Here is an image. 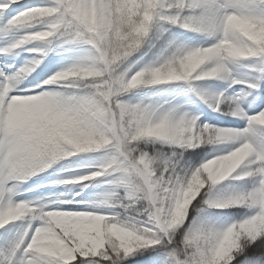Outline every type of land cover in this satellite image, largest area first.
Segmentation results:
<instances>
[{
	"label": "snow or ice",
	"instance_id": "snow-or-ice-1",
	"mask_svg": "<svg viewBox=\"0 0 264 264\" xmlns=\"http://www.w3.org/2000/svg\"><path fill=\"white\" fill-rule=\"evenodd\" d=\"M18 2L19 0H0V20L3 19L2 14ZM37 11L50 14L44 15L39 23H30V17ZM229 12H236L254 23H259L264 21V0H135L134 4H131L130 0H49L46 4L26 8L3 21L5 30L9 28L22 29L26 25L35 30L22 31L15 40L0 47V53L16 54L17 50L22 49L28 43L37 41L44 42L45 46L29 49L37 55L21 65L15 72H5L0 68V85L13 81L17 74L25 68H32L35 71L43 62L48 51L52 50L48 45H51L54 40L63 38L64 44L82 43L88 47L72 63L55 71L48 79L42 80L41 84H35L32 91L18 87L11 93L18 97L36 98L37 102L32 105L25 118L17 126V141L15 143H0V211L6 210L8 207L20 206L25 212L21 218L0 226V229H6L7 232L3 245H0V264H34V262H38V264H71L73 261H78V264H120L129 255H134L147 248L157 251L164 250L166 252L164 264H194V262L195 264H213L212 252L205 248L196 253L193 250L192 242L202 236L217 237L220 232L226 230L231 224L238 223L240 219L222 226L213 222H197L196 220L187 224L190 207L196 201L195 206L198 212L208 208H217L214 205L221 195L237 193L248 187L232 186L228 191L217 189L216 186L226 178L250 181V185L255 187L259 184L261 175H264V123L257 119L258 114L264 113V107H260L264 105V96L257 104L260 111L249 113L241 106L239 96H228L224 92L216 93L197 83L205 78H220L231 80L232 83H245L251 90L259 87L258 81L261 77L252 80H237L232 76L230 65L242 58H260L261 64L258 71L264 72V44L253 40L250 43L249 54L232 56L227 60L226 54L223 53V49L219 45L221 39H226L229 36V29L225 23ZM145 13H147V18H145ZM132 16H139L140 19L138 21L130 19ZM94 21L102 22L104 26L98 28ZM164 24L178 25L185 30L202 34L205 36V43L193 46L176 39H169L155 60L132 72L133 65L125 66L126 62L148 43L154 29L159 27L162 36L166 32V29L163 28ZM124 28H127V31H124ZM105 31L108 40L115 45L106 53L101 39ZM38 32H46L50 35L45 39L34 38L32 34ZM210 46L217 47L216 55L206 58L191 73L182 75L183 64L188 56L194 54L196 47L203 49ZM98 63L107 68L104 77H91V83L87 88L75 86L74 80H78V77L58 83H53L50 80V77L64 72L90 70L93 65ZM214 65L217 71L212 73L210 69ZM178 68L181 71H177ZM137 73L145 77L146 82L130 87L128 81ZM104 78H108L110 83H118L121 86L117 97L120 100L121 109H143L149 113L162 112L164 122L173 123L177 127L194 122L199 128H203L207 124L213 130H228L226 140H214L212 143L203 144L218 145L228 142L231 146L227 149L214 151L194 167H185L180 163V159L177 157L182 158L183 152L178 154L173 151L170 155L163 157L160 153L150 154L143 151L139 153L143 156L155 157L158 155L163 159L166 166L164 175L165 178L171 177L169 186L173 187V190L176 186L183 185L187 175L197 168H201L213 157L224 155L231 148L247 142L253 148L252 154L240 168L225 179L219 182L209 180L205 189L189 206L179 224L174 221L169 223V220L162 219L161 202L158 197L153 199L152 193L146 186L141 198L154 205L155 210H146L145 219L131 216L124 221L119 220L116 213L105 211V209L122 206L112 202V191H119L125 200L137 199L141 189V184L138 181L142 175L146 176V173L143 172L142 166L130 158L128 143L123 139L120 128L113 126L104 115V109L109 105L115 107L111 97L101 103H96L100 94L94 93V89L98 86V82ZM169 82L186 83L191 91L214 111L242 118L246 121V126L242 129H235L207 122L201 123L197 114L181 111L174 106L165 108L163 104L154 102L131 103L122 99V96L132 89L141 86H158ZM46 90L53 93L49 99H41L36 96L37 93H44ZM249 94L250 92L244 93V95ZM225 104L227 111L223 107ZM73 136H84L92 143L83 150L78 147L71 155H65L64 158L98 150L102 151L104 156L100 163L93 166L94 170L65 177L55 183L61 185L83 184V187H87L88 183L98 178L111 177L110 180L103 181L111 186L110 190L101 199L92 202L91 208L86 209L61 208V204L72 202L59 198L55 200L45 197L17 199L16 197L25 190L22 185L47 170L46 168L44 171H36L33 175L31 170L21 167L17 154L25 152L38 156L49 144L59 147L61 142L68 141ZM149 140L157 139L138 137L132 142L140 144L141 141L148 142ZM160 141L178 145L181 149H191L202 145L188 144L175 139ZM248 170H254V174L242 175ZM198 197L199 199H197ZM202 200H206L205 205L198 207ZM163 203L168 217L171 218L172 203L168 200ZM246 218L247 216H244L241 219ZM17 222H20L19 227L15 233H12L6 226L14 225ZM113 226L130 232L139 243L131 251L119 245H111L110 247L106 246L107 250L96 256L80 254L81 245L79 242L88 239L94 231L104 228L110 230ZM177 232H180L179 239L176 238ZM43 233H49L51 247L44 251H38L32 245ZM261 236H264V232L254 237L241 238L229 256L220 259L218 264H231V261L237 260L238 256L241 258L237 260V264H264V255L253 259L244 254L247 245L254 243ZM65 252L74 255L75 258L69 259V256L64 255ZM101 257L104 259H100Z\"/></svg>",
	"mask_w": 264,
	"mask_h": 264
},
{
	"label": "clouds",
	"instance_id": "clouds-1",
	"mask_svg": "<svg viewBox=\"0 0 264 264\" xmlns=\"http://www.w3.org/2000/svg\"><path fill=\"white\" fill-rule=\"evenodd\" d=\"M131 4L135 0H130ZM50 13L44 11H37L30 17V23H39L44 15ZM147 18V13H145ZM130 19L139 20V16H132ZM226 26L229 29V36L226 39L219 41L223 53L226 54V60L232 56H243L249 54L251 51L250 43L255 40L264 44V21L254 23L253 21L240 16L236 12H229L226 18ZM96 27H103V23H96ZM127 31V28H124ZM34 38L45 39L50 33L38 32L32 34ZM102 43L105 53L108 49L115 45L107 38L105 31L102 36ZM196 46L198 44H190ZM218 49L216 46H210L200 49L196 47L194 54L188 56L183 64L182 75L191 73L199 64L206 58L215 56ZM226 62V61H225ZM107 70L106 66L98 63L93 65L90 70L82 69L79 71L64 72L50 77L53 83L68 80L69 78H76L74 80L76 87L87 88L91 83V77H104ZM34 69L25 68L21 73H18L13 81L5 82L0 85V143H15L18 138L17 126L27 115L28 110L34 103L36 98L18 97L11 95L18 87H20L27 75ZM177 71H181L180 68ZM210 71L215 73L217 71L214 65ZM163 75V74H162ZM146 82V78L142 77L140 73L132 76L128 81L130 87H135L138 84ZM121 91V86L118 83H110L108 78L101 79L98 86L94 89V93H99L96 103H101L103 100L111 97L113 104L104 109V115L111 122L113 126H118L123 134V139L128 143L129 156L134 159L138 165L142 166L145 175L141 176L138 183L141 184L140 196L134 200H125L121 197V193L117 190L112 191L113 203L124 210V213L116 212L119 220L124 221L135 213L136 215H144L146 210H155V206L151 205L148 200L142 199L144 188L152 193L153 199L159 198L162 219L173 221L179 224L185 216L189 206L199 196L202 190L205 189L209 180L219 182L233 172H235L248 157L252 154V146L245 142L244 144L231 148L222 156L213 157L207 161L201 168H197L191 174L184 178L182 186H176L175 190L169 186L171 177L165 178L164 172L166 166L162 158L158 155L143 156L139 153L141 151L147 153L140 147V144L132 141L138 137H151L157 140L175 139L183 141L188 144H203L212 143L214 140L223 141L228 137V130H213L205 124L203 128H199L196 124L185 123L177 127L173 123H165L162 112L149 113L143 109H121L120 100L117 99ZM53 93L46 90L44 93H37L36 96L41 99H49ZM227 111V107L225 108ZM260 122L264 123V113L257 116ZM92 141L84 136H73L68 141L61 142L59 147L55 144H49L47 148L38 156L20 152L17 154L18 163L22 168L31 170L34 175L36 171H44L49 169L57 161L64 158L65 155H71L79 147L83 150L90 145ZM254 174V170H248L242 175ZM207 177V179H206ZM174 197V199H173ZM168 200L172 203V216L168 217L164 201ZM206 200L201 201L203 207ZM217 208H227L230 206H243L251 211L252 214L247 215L246 219H240L238 223H233L227 227L226 230L220 232L217 237L202 236L192 242L194 252L199 253L207 248L212 252L214 260L213 264H218L220 259L229 256L231 251L237 246L241 238L254 237L264 232V175H261L259 184L255 187L249 185L245 190L237 193H225L218 198V202L214 205ZM25 212L20 206L8 207L6 210L0 211V226L8 223L11 220L19 219ZM80 243L81 255L96 256L106 251V246L119 245L131 251L139 241L132 236V234L125 229L113 226L110 230L104 228L100 231H94L90 237ZM38 251H44L51 247L49 233H43L35 241L34 245ZM59 250V249H57ZM64 255L69 256V259H74V255L65 252ZM38 264V262H34ZM195 264V262H194Z\"/></svg>",
	"mask_w": 264,
	"mask_h": 264
},
{
	"label": "rangeland",
	"instance_id": "rangeland-1",
	"mask_svg": "<svg viewBox=\"0 0 264 264\" xmlns=\"http://www.w3.org/2000/svg\"><path fill=\"white\" fill-rule=\"evenodd\" d=\"M49 0H19L18 4L12 5L7 12L3 13V19L0 20V47L6 46L8 43L15 40L22 31H32L35 30L30 26H23V28H9L4 29L3 21L7 20L9 16H14L16 13L23 11L26 8H31L37 5H43L48 3ZM170 39H176L180 42H185L188 44H203L205 43V36L193 31L185 30L180 27L175 34ZM166 45V44H165ZM44 42H31L24 46L26 51L30 53H35L29 49H35L39 47H44ZM52 50L48 51L47 55L44 57L43 62L40 66L32 72L23 84L20 86L21 89L32 91L35 84H41L42 80L48 79L55 71L66 65L72 63L78 56L82 55L87 49V45L82 43L76 44H64L63 38L54 40L51 45H48ZM2 55L10 56L11 61H3ZM18 53L3 54L0 53V68L5 72H15L25 64L28 60L33 57H26L23 60H16L12 57L17 56ZM36 56V55H35ZM156 59V58H155ZM140 64V63H139ZM137 64V65H139ZM261 61L260 58H242L240 61L230 65L231 73L237 80H252L256 77H261L258 81L259 87L255 90H251L247 87L245 83H232L231 80H225L220 78H205L197 82L200 86L209 89L210 91L220 93L224 92L228 96H239L241 106L249 113L259 112L261 105L258 107L253 104L255 100L257 91L260 88L264 89V72L258 71ZM126 66V65H125ZM136 64L133 65L131 71L134 72ZM34 82V83H30ZM249 95H244V93H249ZM127 93L131 94L132 98L139 99H149L150 102L163 104L165 108L174 106L179 108L181 111H188L193 114H197L200 118V122H207L212 125H217L221 127H230L235 129H242L246 126V121L242 118H238L242 123L241 127H238L235 123L237 120L231 115L225 114L221 111H214L207 103L202 101L195 93L191 91L188 85L184 82H169L158 86H141L136 89H132ZM264 96V95H263ZM223 107H227L226 104ZM216 112L222 116V122L218 124L213 113ZM234 120V124H233ZM160 141V140H159ZM178 146V145H175ZM231 145L228 142L211 145L202 144L199 147L189 149L188 157L180 159V163L185 166H196L199 162L204 160L208 155L213 154L214 151L220 149H227ZM179 147V146H178ZM194 152V153H193ZM104 153L102 151H93L89 153H79L72 157L62 158L57 161L49 169L42 173L37 174L28 180L22 188L25 189L21 192L17 199H31L35 197H45L46 199L55 200L59 198L60 200L70 201L72 203L61 204V208L65 209H86L93 206L94 201L101 199L106 192L110 190V185L103 181L110 180L111 177H103L88 183L87 187L79 186L71 190H59L58 187L61 184L55 183V181L64 178L63 172L73 166L78 167H90L89 171L94 170V165L100 163ZM163 157V156H162ZM225 185L224 191H228L232 186H244L250 185V181L234 180L231 177L226 178L222 181ZM79 193V195H76ZM82 201V202H80ZM243 206H230V209H241ZM105 211L110 213L120 212L124 213V210L117 206L115 209H105ZM244 210L235 212L239 215L236 218H232L230 221H223L218 226L229 224L235 220H239L244 216L250 215L252 213L245 212ZM132 216H138L139 219H145L144 215H136L135 213H130ZM17 222L14 225L6 226L10 229L12 233H15L19 227ZM7 236L6 229H0V245H3L5 237Z\"/></svg>",
	"mask_w": 264,
	"mask_h": 264
},
{
	"label": "trees",
	"instance_id": "trees-1",
	"mask_svg": "<svg viewBox=\"0 0 264 264\" xmlns=\"http://www.w3.org/2000/svg\"><path fill=\"white\" fill-rule=\"evenodd\" d=\"M163 28L166 29V32H164L162 36L159 32V27L154 29L148 43H146L138 52L134 53L128 59L125 65L127 66L129 64L131 65L136 64V67L133 70L136 71L139 68L143 67L145 64L149 63L150 61L155 60L156 56L163 49L167 41L175 34V31H177L180 28V26L164 24ZM263 95H264V89L260 88L257 91L255 100H253V104L257 105L260 98ZM122 99L131 103L150 102L149 99L145 100L139 98H132L130 93H125L122 96ZM213 116L216 118L218 124L222 122L221 115L214 112ZM235 119L237 120L235 124L238 127H241L242 123L240 122V120L238 118ZM233 124H234V120H233ZM140 147L150 154L160 153L161 156L170 155L173 151H175L178 154L183 152L182 158H180L179 156L177 157L179 159H184L188 157V155H190L189 149H181L178 146L159 140H149L148 142L141 141ZM216 187L221 191H224L223 189H225V185L223 183H219ZM197 199H199V197ZM195 205H196V201L193 202V206H191L189 209L186 220L187 224H190L193 222V220H196L197 222H213L218 225L223 221H230L232 218H236V216L239 214L235 212L244 210V212L241 214L245 215L244 214L245 212L251 213V211L245 207H242L241 209L208 208L202 212H198ZM176 238L177 239L180 238V232H177ZM244 254L253 259L264 255V236L259 237L254 243L248 244ZM240 258L241 257L238 256L237 260ZM78 259H89V258H78ZM100 259H104V258L101 257ZM165 259H166V252L164 250L157 251L153 248H147L143 251L136 252L134 255H129L126 259L122 260L120 264H164ZM237 260L231 261V264H237ZM71 264H78V261H73L71 262Z\"/></svg>",
	"mask_w": 264,
	"mask_h": 264
},
{
	"label": "bare ground",
	"instance_id": "bare-ground-1",
	"mask_svg": "<svg viewBox=\"0 0 264 264\" xmlns=\"http://www.w3.org/2000/svg\"><path fill=\"white\" fill-rule=\"evenodd\" d=\"M18 55L14 56L12 58L16 59V60H23L26 57H34L35 55H37V53H30L29 51H26L25 48L23 47L22 49L17 50ZM14 55V54H12ZM10 56L7 55H2V60L3 61H11ZM91 168L90 167H78V166H73L72 168L67 169L65 172H63L64 174V178L65 177H70L76 174H80V173H86L89 172ZM85 183V182H84ZM83 184H77V185H61L58 187L59 190H64V191H68L71 189H74L76 187L82 186Z\"/></svg>",
	"mask_w": 264,
	"mask_h": 264
}]
</instances>
